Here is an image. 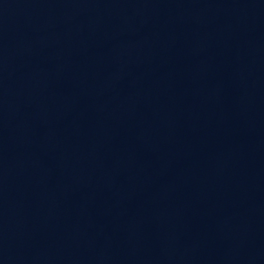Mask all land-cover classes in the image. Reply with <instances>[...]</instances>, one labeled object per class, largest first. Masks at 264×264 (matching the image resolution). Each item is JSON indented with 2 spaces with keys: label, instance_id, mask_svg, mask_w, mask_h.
Returning <instances> with one entry per match:
<instances>
[{
  "label": "water",
  "instance_id": "water-1",
  "mask_svg": "<svg viewBox=\"0 0 264 264\" xmlns=\"http://www.w3.org/2000/svg\"><path fill=\"white\" fill-rule=\"evenodd\" d=\"M0 264H264V0H0Z\"/></svg>",
  "mask_w": 264,
  "mask_h": 264
}]
</instances>
